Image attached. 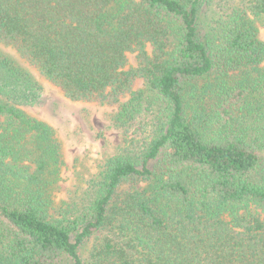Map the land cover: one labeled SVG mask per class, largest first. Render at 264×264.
<instances>
[{
    "label": "trees",
    "instance_id": "1",
    "mask_svg": "<svg viewBox=\"0 0 264 264\" xmlns=\"http://www.w3.org/2000/svg\"><path fill=\"white\" fill-rule=\"evenodd\" d=\"M258 21L264 0H0V45L125 133L58 203L42 86L0 48V264H264Z\"/></svg>",
    "mask_w": 264,
    "mask_h": 264
},
{
    "label": "rangeland",
    "instance_id": "2",
    "mask_svg": "<svg viewBox=\"0 0 264 264\" xmlns=\"http://www.w3.org/2000/svg\"><path fill=\"white\" fill-rule=\"evenodd\" d=\"M258 27L264 40V22L258 21ZM0 48L21 67L29 70L42 86L40 104L28 109L32 115L47 121L55 129L62 145L65 165L54 192L55 200L62 203L72 193L82 191L105 160L116 154L123 145L125 133L113 121L118 104L71 100L13 46L1 44ZM148 50H152L150 45ZM128 58L127 67L137 65L136 52H130ZM137 86L142 87L143 83L139 82Z\"/></svg>",
    "mask_w": 264,
    "mask_h": 264
}]
</instances>
